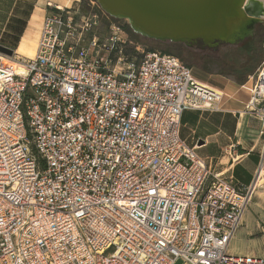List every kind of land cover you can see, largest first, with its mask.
<instances>
[{
    "label": "built area",
    "instance_id": "1",
    "mask_svg": "<svg viewBox=\"0 0 264 264\" xmlns=\"http://www.w3.org/2000/svg\"><path fill=\"white\" fill-rule=\"evenodd\" d=\"M124 29L49 4L34 58L0 54V264H264L230 250L264 150L249 186L213 175L181 122L225 95ZM250 80L264 125V61Z\"/></svg>",
    "mask_w": 264,
    "mask_h": 264
},
{
    "label": "crops",
    "instance_id": "2",
    "mask_svg": "<svg viewBox=\"0 0 264 264\" xmlns=\"http://www.w3.org/2000/svg\"><path fill=\"white\" fill-rule=\"evenodd\" d=\"M73 3L74 0H0V46L17 55L28 48L33 59L48 5L70 8ZM221 78L224 81L220 82L222 91L232 102L225 104L223 101L217 112L185 111L181 138L196 147L197 154L207 162L213 175L221 174L234 184L249 186L254 181L260 154L264 150V125L253 116L242 113L243 102H249L239 94L244 87L239 90L230 80ZM255 197L256 193L253 199ZM230 247L236 250L233 241Z\"/></svg>",
    "mask_w": 264,
    "mask_h": 264
},
{
    "label": "water",
    "instance_id": "3",
    "mask_svg": "<svg viewBox=\"0 0 264 264\" xmlns=\"http://www.w3.org/2000/svg\"><path fill=\"white\" fill-rule=\"evenodd\" d=\"M101 10L127 22L144 39L217 50L234 46L263 18L249 0H96ZM9 58L14 51L0 46Z\"/></svg>",
    "mask_w": 264,
    "mask_h": 264
},
{
    "label": "rangeland",
    "instance_id": "4",
    "mask_svg": "<svg viewBox=\"0 0 264 264\" xmlns=\"http://www.w3.org/2000/svg\"><path fill=\"white\" fill-rule=\"evenodd\" d=\"M84 12H87V9H85ZM114 22L119 24L123 29L127 24L124 20L114 19ZM251 30V34L247 38L241 40L237 45L221 46L217 50H201L196 47L188 48L187 54L183 53L180 59L185 65L191 66L190 68L193 70L198 80L219 90H223V87L220 86V82H224L221 78L223 76L218 75L219 73H224L234 79L244 78L248 73L250 74L249 76H253L257 73L264 61V19L262 18ZM126 33L134 45H140L146 52H148L150 48H154L157 52L163 50V48L156 46L150 40L144 39L133 33L135 36L140 37L137 39L136 37H132L128 32ZM253 37L255 39H252ZM37 40L38 36L35 37V49ZM134 45L131 44L130 52H136ZM19 56L31 59V51L27 48L25 52L21 53ZM232 83L238 86L240 90L241 86L234 82ZM252 84L253 82L248 80V82L242 86L244 88L240 90L239 94L243 96V100H250ZM230 100L231 98L225 97L224 103L232 102ZM247 104L248 101H244L242 104L243 110L246 112ZM263 191L264 184L256 191V197L251 202L244 216L243 223L233 240V245L236 250H234L233 247H230V250L234 254H247L257 258H264ZM179 264H182V262Z\"/></svg>",
    "mask_w": 264,
    "mask_h": 264
},
{
    "label": "trees",
    "instance_id": "5",
    "mask_svg": "<svg viewBox=\"0 0 264 264\" xmlns=\"http://www.w3.org/2000/svg\"><path fill=\"white\" fill-rule=\"evenodd\" d=\"M125 30L132 36V37H136L137 39H139L140 37L135 36L133 34V32L130 30L129 26L126 24L124 26ZM256 35V34H255ZM252 39H255L254 37ZM136 40V39H135ZM151 41V40H150ZM153 42L156 46L163 48V50L161 51L162 54L164 55H170V56H174L176 58H181L183 53L188 52V48L182 44H173V43H163V42H159V41H151ZM149 51L153 52L156 51L154 48H150ZM211 52V51H210ZM181 60V59H180ZM188 68H190V65H186ZM191 69V68H190ZM209 73V72H208ZM218 75L223 76L229 80H231L232 82L238 84L239 86H243L245 85L248 80H249V73L244 77V78H239V79H234L229 77L228 75L224 74V73H219Z\"/></svg>",
    "mask_w": 264,
    "mask_h": 264
},
{
    "label": "bare ground",
    "instance_id": "6",
    "mask_svg": "<svg viewBox=\"0 0 264 264\" xmlns=\"http://www.w3.org/2000/svg\"><path fill=\"white\" fill-rule=\"evenodd\" d=\"M249 3H250V6H258V7H261V9H262V13H263V19H264V0H249ZM10 60H8V59H5L4 58V63L5 64H10ZM13 66H15L16 67V69H17V72L19 73V74H25L26 72H25V70L21 67V66H19V65H15V64H13ZM218 91H220L221 93H223L224 95H225V97H227V98H230L229 96H227V94H225L222 90H219L218 89ZM234 98V97H233ZM242 113L243 114H249L248 112H246V111H242ZM262 175L264 176V171H263V173H262ZM264 184V179L262 178L260 181H258V188H261V186ZM264 192V191H263ZM263 194V193H262ZM258 195V194H257Z\"/></svg>",
    "mask_w": 264,
    "mask_h": 264
}]
</instances>
